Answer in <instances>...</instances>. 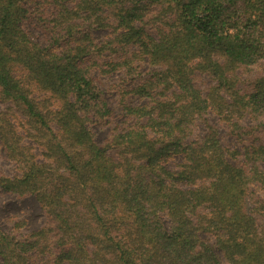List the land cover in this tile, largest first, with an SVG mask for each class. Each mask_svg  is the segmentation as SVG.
<instances>
[{"label": "trees", "instance_id": "1", "mask_svg": "<svg viewBox=\"0 0 264 264\" xmlns=\"http://www.w3.org/2000/svg\"><path fill=\"white\" fill-rule=\"evenodd\" d=\"M0 103V264H264V0H0Z\"/></svg>", "mask_w": 264, "mask_h": 264}, {"label": "rangeland", "instance_id": "2", "mask_svg": "<svg viewBox=\"0 0 264 264\" xmlns=\"http://www.w3.org/2000/svg\"><path fill=\"white\" fill-rule=\"evenodd\" d=\"M0 103V108H3ZM24 136L25 134L22 133ZM100 136H105L104 131H100ZM27 137V136H25ZM225 139L232 147L240 146L238 141L225 135ZM26 141L35 147V150L40 153L41 149L35 142L28 137ZM17 172L15 164L7 157L0 146V173L11 176ZM25 221V230L31 231L39 228L46 222L44 212L38 201L33 195L27 194L20 196L4 190L0 186V224L3 228L10 230L14 222Z\"/></svg>", "mask_w": 264, "mask_h": 264}]
</instances>
